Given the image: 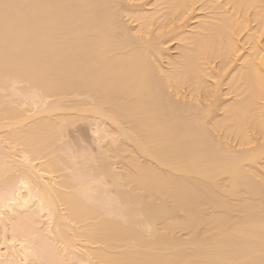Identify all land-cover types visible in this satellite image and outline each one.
<instances>
[{"label":"bare ground","instance_id":"obj_1","mask_svg":"<svg viewBox=\"0 0 264 264\" xmlns=\"http://www.w3.org/2000/svg\"><path fill=\"white\" fill-rule=\"evenodd\" d=\"M124 1L0 0V264H264V0Z\"/></svg>","mask_w":264,"mask_h":264},{"label":"rangeland","instance_id":"obj_2","mask_svg":"<svg viewBox=\"0 0 264 264\" xmlns=\"http://www.w3.org/2000/svg\"><path fill=\"white\" fill-rule=\"evenodd\" d=\"M220 1H222V0H220ZM124 2H126V1H124ZM128 3V4H127ZM125 4H127V5H134V6H137V5H141L142 7H143V9H145V8H149V9H151L150 7L151 6H153L154 7V5H152L153 3H152V0H143V1H140V2H135V1H128V2H126ZM152 7V8H153ZM196 7H199L198 5L196 6ZM204 12V13H203ZM203 14H205V11H203L202 9H199V8H196V10L193 12V14H192V16H187L186 18H183L181 21H179V23H178V25L180 26V29L182 30V28H183V30L184 31H188V30H192L191 29V27L194 25V24H196V23H194V22H197L198 20L197 19H199L200 20V18L199 17H201L202 18V16H203ZM201 15V16H200ZM197 16H199V17H197ZM251 18H253L251 15H250V19ZM133 20H130V21H128L127 22V25L129 24V26L131 27V25L133 26V27H135L134 25L137 23L136 21H133ZM255 25V26H254ZM250 26L252 27H256V21H251V23H250ZM194 27V26H193ZM243 35V34H242ZM242 35H240V37H239V39H240V41H241V43L240 44H242V43H244L245 44V47H242V49L243 48H245L244 50H242L241 49V52L240 53H243L244 51H245V53L244 54H246V52L248 51L247 49H248V42H246V39H245V41L244 42H242L243 41V37H242ZM260 35H261V39L263 40V42H264V27H263V29L261 30V33H260ZM177 40L176 39H173V40H170L169 42H167L165 45H166V48L168 49V50H166L167 52L166 53H169L167 56H170V55H175V53H176V49L177 48H175V46L177 45V42H176ZM247 44H246V43ZM244 44H243V46H244ZM175 52V53H174ZM239 53V55H244V54H240ZM166 61H167V58H165V59H163V63H166ZM236 62H237V64H236ZM236 62H234L233 64L235 65V66H238V64H240L241 63V61H236ZM232 68V67H231ZM236 68V67H235ZM235 68H233V69H235ZM19 85H23L22 83H18L17 84V86L19 87ZM222 86V87H221ZM220 87L222 88V91L224 92L225 90H226V86H228V85H225V83H224V87H223V85H221ZM224 88V89H223ZM15 91H18V90H15ZM15 91H13V92H15ZM13 94V93H12ZM16 94H19V91H18V93H16ZM33 94V93H32ZM223 94H225V93H223ZM222 94V96H221V99H222V101H229V97H231V95L229 94V96H228V94H226V95H223ZM14 96H15V94H13ZM12 95V97H14ZM24 96V97H23ZM16 97H17V95H16ZM15 97V98H16ZM18 97H19V95H18ZM21 99H20V101H22V100H24L25 99V97H28V100H29V95L27 96V95H21ZM24 98V99H23ZM14 99V98H13ZM19 99V98H18ZM27 99V98H26ZM25 99V100H26ZM50 99V98H49ZM15 100V99H14ZM231 100V99H230ZM16 101H18L19 102V100H17L16 99ZM27 101V100H26ZM221 100H220V102H222ZM41 102V101H40ZM14 103H15V101H14ZM13 103V104H14ZM17 103V102H16ZM15 103V104H16ZM19 103H21V102H19ZM19 103H17L16 105L18 106V105H20ZM26 103H28V102H26ZM43 103V102H42ZM223 103H225V102H223ZM14 104V105H15ZM25 104V103H24ZM37 104H39V102H37ZM44 104V103H43ZM43 104H41V106L43 105ZM23 105V104H22ZM26 105V104H25ZM34 106L36 105V104H33ZM32 105V106H33ZM40 105V104H39ZM24 106V105H23ZM34 106H33V109H34ZM44 106V105H43ZM25 107V106H24ZM27 107H29L28 106V104H27V106L25 107V108H27ZM38 106L36 105V108H37ZM40 107V106H39ZM24 109V108H23ZM30 109L31 110H33L32 109V107L30 106ZM28 110V112H30L32 115H33V111H35V110H33L32 112H31V110ZM37 109H39V108H37ZM28 112H27V114H28ZM36 112V111H35ZM29 113V114H30ZM30 114V115H31ZM34 116H38V115H34ZM34 116H30V118H29V120L30 121H32L34 118ZM31 118H33L32 120H31ZM36 118V117H35ZM85 118V119H84ZM83 119H82V117H81V119H80V117L78 118V120H72L71 121V123L70 122H67L65 125H66V127L65 128H63V134H61V136L62 137H60L59 138V142L57 141L56 142V147L58 148L57 150H59V152H61V151H65L66 152V154H67V151L69 150V152H70V150H71V155H74V156H72V158L74 159V157H75V161H77V159L79 160L80 158H79V156H81L82 158H81V160H83V156H84V159L87 157V159L86 160H88V157L90 158V160H91V157L92 158H94L93 156H96V154H98L101 150L103 151V150H105L104 148H106L107 147V145L110 143V139H112L110 136L109 137H105L104 135L103 136H101V134H98V133H100V132H98V133H96L95 131H94V129H95V127H94V125H96V123L94 122L95 120H93L91 117H89V118H91V119H89L88 117V119L86 118V116L84 117ZM80 119V120H79ZM29 120H28V122H29ZM68 123H70V124H68ZM64 127V126H63ZM103 137V138H102ZM113 141V140H112ZM111 141V142H112ZM57 145H59V146H57ZM20 147V146H19ZM60 147H62V148H60ZM20 149V148H19ZM63 149V150H62ZM67 150V151H66ZM11 151V153H14L13 152V150H10ZM17 151V150H16ZM15 151V152H16ZM64 152V153H65ZM74 153V154H73ZM16 154H17V152L15 153V155L14 156H16ZM69 154V155H70ZM90 154H93V155H90ZM18 155L20 156V154L18 153ZM68 155V154H67ZM68 155V156H69ZM70 155V156H71ZM85 155H87V156H85ZM89 155V156H88ZM13 156V157H14ZM67 156V157H68ZM78 156V157H77ZM14 158H18V156H16V157H14ZM77 158V159H76ZM73 159H71V160H73ZM14 160V159H13ZM12 160V161H13ZM69 160H70V158H69ZM74 160L72 161V162H74ZM80 160V161H81ZM35 161H37V159L35 160ZM84 161V160H83ZM89 161V160H88ZM115 161H116V159H115ZM38 162V161H37ZM37 162H35V163H37ZM87 162V161H86ZM113 162H114V160H113ZM118 163V162H117ZM116 162H114V165H117L116 166V168L118 169V165H120V164H117ZM22 164V163H21ZM21 164H18V166H19V168H24V167H22L21 166ZM25 164V163H24ZM26 165V164H25ZM27 166V165H26ZM62 172V171H61ZM17 173H18V171H17ZM83 178V177H82ZM86 177H84V179H85ZM88 178H86V180H87ZM90 179V178H89ZM83 180V179H82ZM86 180H85V182H86ZM90 181H92L91 179L88 181V182H90ZM84 182V181H83ZM23 191H25V190H23ZM100 192L101 191H99V193L97 194L99 197H101V199H103V201H104V204L105 205H108V204H106L105 202V200H104V198H106L108 195H106V197H105V193H103V192H101V194H100ZM103 194V195H102ZM112 194V193H111ZM97 197V196H96ZM102 197H104V198H102ZM98 199H100V198H98ZM35 201V200H34ZM97 201V200H96ZM101 201V200H100ZM109 206V205H108ZM107 206V207H108ZM32 207V206H31ZM33 207H36V206H34L33 205ZM32 207V208H33ZM110 207V206H109ZM23 208V207H22ZM21 208V210L23 211V209L25 208H23L22 209ZM34 209V208H33ZM33 209H31V210H33ZM36 209V208H35ZM19 210H20V208H19ZM19 211V212H22V211ZM30 211V210H29ZM29 211L27 210V207H26V209H25V212H26V214H27V212H28V215H29ZM24 212V213H25ZM32 212V211H31ZM40 215H37L36 217H38L39 219H40V221H39V219L37 218V220L40 222V225L42 226L43 225V223H46V221H47V218H46V212L45 211H40V212H38ZM42 213V214H41ZM23 214V213H22ZM25 214V215H26ZM24 215V214H23ZM42 216V217H41ZM44 216V217H43ZM24 217V216H23ZM25 218H28V216L27 217H24V221L26 220ZM19 221H21L20 219H18ZM44 222H43V221ZM22 221H23V219H22ZM21 221V222H22ZM23 221V222H24ZM18 222V221H17ZM20 222V223H21ZM42 223V224H41ZM38 225H39V223H38ZM39 225V226H40ZM2 225H1V223H0V227H1ZM8 231V232H7ZM11 232V231H10ZM9 230H3L2 228H0V244H1V246H2V242H3V239H5L6 237H7V235H10L9 233ZM2 235V236H1ZM6 235V236H5ZM4 236V237H3ZM3 238V239H2ZM2 240V241H1ZM17 242V241H16ZM66 250H68V249H64V252H63V254H68L67 256H69V257H67V256H65V255H63V257H65V259L67 260L65 263H62L61 262V264H76V263H78V259H76V258H74L75 256L72 254V253H69V251L67 252ZM77 252V251H76ZM73 257V259L75 260V261H73V260H71V258ZM65 259H63V260H65ZM70 259V260H69ZM77 260V261H76ZM21 261V260H20ZM22 263L21 264H23V262H24V260H22L21 261ZM74 262H76V263H74ZM24 263H26V262H24ZM79 263L81 264H83L84 262L82 261V262H80L79 261ZM78 263V264H79Z\"/></svg>","mask_w":264,"mask_h":264}]
</instances>
